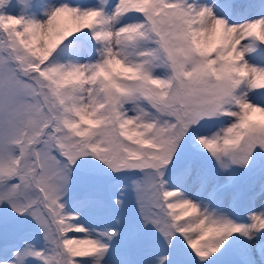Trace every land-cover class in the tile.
I'll return each instance as SVG.
<instances>
[{
  "label": "rangeland",
  "instance_id": "rangeland-1",
  "mask_svg": "<svg viewBox=\"0 0 264 264\" xmlns=\"http://www.w3.org/2000/svg\"><path fill=\"white\" fill-rule=\"evenodd\" d=\"M0 264H264V0H0Z\"/></svg>",
  "mask_w": 264,
  "mask_h": 264
}]
</instances>
